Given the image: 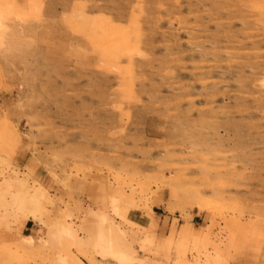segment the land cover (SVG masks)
I'll return each instance as SVG.
<instances>
[{"label":"rangeland","instance_id":"374dc122","mask_svg":"<svg viewBox=\"0 0 264 264\" xmlns=\"http://www.w3.org/2000/svg\"><path fill=\"white\" fill-rule=\"evenodd\" d=\"M0 2V182L24 179L50 199L27 230L1 219L0 264H64L61 245L25 256L17 240L46 241L56 221L85 240L96 215L139 264H264V0ZM102 37H116L121 59ZM120 193L145 229L115 215ZM188 226H208L210 242H184Z\"/></svg>","mask_w":264,"mask_h":264},{"label":"bare ground","instance_id":"6f19581e","mask_svg":"<svg viewBox=\"0 0 264 264\" xmlns=\"http://www.w3.org/2000/svg\"><path fill=\"white\" fill-rule=\"evenodd\" d=\"M6 7L0 2V48L5 44L6 37H8V15ZM103 45L105 44L106 56L109 60L121 59V53L125 52V49L119 50L116 45V37H102ZM169 195L179 203H181L187 195L181 192L180 185L171 184ZM180 188V189H179ZM9 194L10 199L6 200L4 195ZM121 207L117 205V202H113V212L115 215L134 229H145L127 219V214L136 208V204L132 197V193L126 195L120 193ZM42 202L50 203V199L41 188L35 186H28L26 180L20 178L3 180L0 182V211L3 214L0 216L4 219L8 215L14 216L16 219L22 220V226L24 227L28 220L40 221L41 214L43 212ZM194 208L199 213H205L209 210L208 203L200 198H194ZM152 211L150 215L152 216ZM96 223L93 232L81 240L76 236L75 231L68 221L54 222L50 225L48 232V238L43 242H36V240L29 235H21L17 240V247L15 249L16 254H22L25 256L39 255L45 248L52 245H61L64 249V255L61 257V261L64 264H83L78 258L72 256L68 251V246L72 244L80 256H84L89 262L97 260L101 264H139L140 261L135 259L133 252L122 241L124 239V233L119 228L108 221L104 215H96ZM210 229L209 227L202 228L199 233L193 232L188 226L182 229L181 237L184 242H190L193 247H196L197 243L210 242ZM146 238L145 240H147ZM69 245H64L65 243ZM234 243V240L232 241ZM123 243V244H122ZM246 241H237V245L241 248L250 250ZM93 257H91V256ZM95 258V259H94ZM210 262L216 264L218 258L211 259ZM208 261L202 263L195 262L193 264H207Z\"/></svg>","mask_w":264,"mask_h":264},{"label":"crops","instance_id":"0c3cea01","mask_svg":"<svg viewBox=\"0 0 264 264\" xmlns=\"http://www.w3.org/2000/svg\"><path fill=\"white\" fill-rule=\"evenodd\" d=\"M166 219L169 220V222L167 223L168 224L167 225V229L170 227V217L167 216V215H165V216L164 215H160V219H159V222H158V227L159 228L163 227ZM143 221H144L143 217L137 216L136 220H134L132 222L137 223L138 225H140L142 227H147V226H145ZM146 225H147V223H146ZM24 228H25V230H27V223L25 224Z\"/></svg>","mask_w":264,"mask_h":264}]
</instances>
